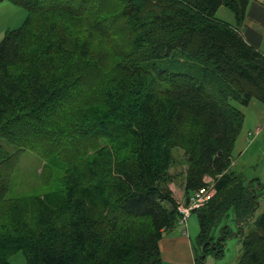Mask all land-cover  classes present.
<instances>
[{
  "label": "trees",
  "instance_id": "16d2710c",
  "mask_svg": "<svg viewBox=\"0 0 264 264\" xmlns=\"http://www.w3.org/2000/svg\"><path fill=\"white\" fill-rule=\"evenodd\" d=\"M13 1L28 16L0 41V263L164 264L180 220L171 184L183 177L187 202L213 177L193 212L195 264L233 235L238 264H264V184L231 170L245 120L234 102L264 105V55L241 33L252 0ZM27 149L63 164L60 190L7 197ZM231 212L237 232L222 225Z\"/></svg>",
  "mask_w": 264,
  "mask_h": 264
},
{
  "label": "rangeland",
  "instance_id": "374dc122",
  "mask_svg": "<svg viewBox=\"0 0 264 264\" xmlns=\"http://www.w3.org/2000/svg\"><path fill=\"white\" fill-rule=\"evenodd\" d=\"M232 17L233 13L226 7H221L217 17L223 20L225 15ZM27 10L20 4L13 0H0V41L3 39L5 33L9 30L19 28L26 17ZM87 85L76 92L75 96L81 97ZM234 104L243 111L245 120L242 132L235 144L233 151V162L231 170L237 174L242 175L246 182L259 180L264 184V105L254 100L249 106H243L237 102ZM258 133L256 134V132ZM249 132H254L256 136L249 135ZM1 143L11 152L16 151V146L6 140H1ZM177 163L171 169L173 173L183 175L187 170V164L183 157V151L180 148L173 150ZM65 168L58 160H46L37 151L27 149L24 151L16 166V169L11 177L10 190L8 198H27L32 196H43L50 192L58 191L62 188V179ZM216 181V180H215ZM183 187V177H178L175 183L171 184V189L175 197L181 203L185 202V197L180 199L182 192L179 191ZM179 197V198H178ZM264 208V196L261 198V207L256 216L260 215ZM192 218L186 223H179L172 231L165 234L160 241L165 249L168 238L173 235L177 229H181L182 233L190 237V244L192 250V257L189 261H184L180 264H195V256L201 255L198 246V236L200 233V222L198 214L193 213ZM229 225L233 232H237V226L234 222L233 213L230 217L224 220L223 224ZM214 236L219 237V229L214 230ZM241 243L237 236L233 235L226 242V250L224 256L215 257L208 253L206 262L200 264H238V258L241 254ZM1 264V263H0ZM10 264H26V258L22 252L13 255L10 258ZM165 264H170L167 261Z\"/></svg>",
  "mask_w": 264,
  "mask_h": 264
},
{
  "label": "crops",
  "instance_id": "0c3cea01",
  "mask_svg": "<svg viewBox=\"0 0 264 264\" xmlns=\"http://www.w3.org/2000/svg\"><path fill=\"white\" fill-rule=\"evenodd\" d=\"M220 10L221 8L218 13ZM224 15L226 19H228L224 21L230 24L235 23L234 15L232 17L227 14ZM241 33L250 46L254 47L264 55V0H252L250 2L244 25L241 28ZM179 191L182 192L180 199H183V187ZM178 225L180 228H183L180 223ZM180 228L168 238L165 249L162 244L160 246L164 264L167 263V261L170 262V264H180L184 261H189L192 257L190 237L184 234V232L182 233Z\"/></svg>",
  "mask_w": 264,
  "mask_h": 264
},
{
  "label": "built area",
  "instance_id": "2783aa9c",
  "mask_svg": "<svg viewBox=\"0 0 264 264\" xmlns=\"http://www.w3.org/2000/svg\"><path fill=\"white\" fill-rule=\"evenodd\" d=\"M258 131L256 132V134ZM255 133L249 132V135ZM216 179L213 177H205L206 185L196 191L190 199L184 203H179L178 211L180 213V223H186L192 216L193 212L206 206V204L215 196L216 190Z\"/></svg>",
  "mask_w": 264,
  "mask_h": 264
},
{
  "label": "bare ground",
  "instance_id": "6f19581e",
  "mask_svg": "<svg viewBox=\"0 0 264 264\" xmlns=\"http://www.w3.org/2000/svg\"><path fill=\"white\" fill-rule=\"evenodd\" d=\"M252 133H254V132H252ZM253 136L255 137V136H256V134H253Z\"/></svg>",
  "mask_w": 264,
  "mask_h": 264
}]
</instances>
